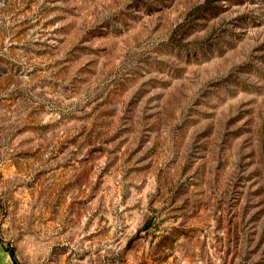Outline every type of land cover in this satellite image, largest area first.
I'll use <instances>...</instances> for the list:
<instances>
[{"label": "rangeland", "instance_id": "374dc122", "mask_svg": "<svg viewBox=\"0 0 264 264\" xmlns=\"http://www.w3.org/2000/svg\"><path fill=\"white\" fill-rule=\"evenodd\" d=\"M264 264V0H0V264Z\"/></svg>", "mask_w": 264, "mask_h": 264}, {"label": "trees", "instance_id": "16d2710c", "mask_svg": "<svg viewBox=\"0 0 264 264\" xmlns=\"http://www.w3.org/2000/svg\"><path fill=\"white\" fill-rule=\"evenodd\" d=\"M10 255V254H9ZM11 259H12V256L10 255ZM12 264H19L17 262H15L13 259H12Z\"/></svg>", "mask_w": 264, "mask_h": 264}]
</instances>
